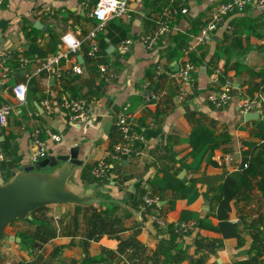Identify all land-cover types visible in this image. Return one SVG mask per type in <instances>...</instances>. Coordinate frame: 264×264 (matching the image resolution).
Listing matches in <instances>:
<instances>
[{
  "label": "crops",
  "instance_id": "obj_1",
  "mask_svg": "<svg viewBox=\"0 0 264 264\" xmlns=\"http://www.w3.org/2000/svg\"><path fill=\"white\" fill-rule=\"evenodd\" d=\"M79 1L0 0V47H20L30 59L25 69L11 81L22 79L24 73L34 76L27 86L31 92L26 89L22 103L13 99L9 83L0 80V101L12 105L6 124L0 128L3 154L0 182L29 163L28 138L33 129L39 130L47 151L56 152L61 148L66 152L69 146L81 144L77 157L88 155L85 163L73 170L71 181L82 190L95 182L91 180L88 168L109 148L114 137L112 115L124 102L129 103L126 112L136 129L142 131L139 120L143 118V122L157 133L146 135L142 131L146 136L142 153L114 163L107 177L98 184L95 182L90 194L98 201L87 205H46L44 212L48 226L26 217L7 224L5 231L17 236L18 241H0V263L9 258L13 264H26L40 251L48 264H81L84 256L100 252H103L101 259L89 264H264V208L259 190V184L264 183V150L261 151L264 135L259 133L257 125L261 112L258 108L248 110L258 111V115L244 118V112L236 108L237 94L254 95L264 89V74L261 78L258 73L264 69V60H260L259 53L264 35L245 33L239 25L228 22L230 17L224 18L209 41L188 53L194 64L195 90L179 96L171 65L177 63L180 56L168 59L166 50L180 39L185 44L207 18L210 7L220 0H126L130 16L127 19L113 17L96 33L103 50L94 57L86 56L84 51L82 55L81 48L75 53V58L76 54L81 56L80 61L76 58L80 73L72 72L71 58L59 61L62 72L59 80L45 70L34 73V66L54 52L59 40L56 38L64 32H73L82 40V45L87 44L84 36L94 23L88 14L93 0H84V5ZM177 2L185 5L186 12L171 20L173 28L163 44L152 50L145 48L142 33L153 27L166 7ZM256 16L264 18V10L246 7L237 17ZM126 37L131 39L128 50L118 55L116 46ZM235 60L240 66L237 72L233 67ZM156 62L164 67V71L151 83L155 98L147 102L142 96V84L149 78L148 73ZM226 62L229 66L223 70ZM99 64L112 69V78H101ZM221 73L223 80L231 81L232 97L225 106L215 107L206 101L205 92L221 84ZM66 82L77 96L70 95L67 90L68 94L83 98L85 108L90 112L89 118L78 124L68 120L65 112L55 104L61 86ZM26 96L30 104L26 102ZM43 96L52 101L50 112L43 111L39 105ZM196 124L208 127L214 134H224L211 155L215 163L197 162L198 155L189 153L187 135ZM51 133L60 139L54 141ZM242 140L256 144L247 147L241 144ZM179 159L188 165L180 167ZM5 169L11 174L3 179ZM232 170L241 174L237 183L238 195L230 200L228 211V219L236 226L237 234L222 237L217 229L200 225L198 221L205 217L212 224L217 222L214 215L219 196L217 186L221 176ZM164 171L172 176L165 183L156 182L154 177L160 181ZM174 178L179 181V187L187 184L191 189L174 193L171 186ZM145 191L157 196L155 206L141 208L140 197ZM106 201L118 205L108 214L109 219H113L108 226L111 229L89 235L87 220L91 209L102 207ZM153 207H157L166 224L183 220H192L194 224L185 232L174 230L171 234L162 226L149 222L148 214ZM182 213L187 216L181 220L179 215ZM229 213L233 218H229ZM131 237L136 239V244L128 242ZM20 239L23 243L24 239L28 240L29 244L20 246ZM120 241L123 246L118 250ZM161 244L167 246L168 256L158 250Z\"/></svg>",
  "mask_w": 264,
  "mask_h": 264
},
{
  "label": "built area",
  "instance_id": "obj_2",
  "mask_svg": "<svg viewBox=\"0 0 264 264\" xmlns=\"http://www.w3.org/2000/svg\"><path fill=\"white\" fill-rule=\"evenodd\" d=\"M81 5L85 4L84 0L79 1ZM246 7H252L256 10H264V0H220L210 7L208 16L198 29L191 34L190 39L180 47V59L177 60V69L171 72L176 82L177 94L185 96L195 90L193 80L194 64L188 53L198 46L209 41L213 36L217 26L227 17V15L239 12ZM186 12V7L182 2L169 5L164 9L162 15L155 20L153 27L142 33L141 41L145 48L152 50L159 44H163L165 36L173 28L171 20L177 14ZM90 17L94 19L92 27L86 32L84 39L87 41L84 53L88 57H94L98 53L99 44L96 39L97 31L101 30L105 23L113 17L128 18L130 16L129 8L126 0H95V3L88 11ZM82 40L77 38L73 32L66 31L60 37L55 45L54 52L46 59L39 61L34 66V73L45 70L59 80L62 72L59 61L65 58H71V70L74 73H80V63L75 58L78 53ZM131 39L123 38L116 46L118 55L128 50ZM30 59L23 53L20 47H0V80L3 82L14 74L18 75L21 69H25ZM98 71L103 80H109L113 76V71L105 64L98 65ZM164 71V67L156 62L153 66L152 73L149 78L143 81L144 87L143 99L147 102L155 98V92L151 88V83ZM22 79L14 80L9 84V90L13 99L17 103L24 101L26 89L32 73H24ZM232 97V84L228 78H225L216 88H210L205 92L206 101L215 107H221L228 104ZM55 104L62 109L67 119L73 124H78L86 120L90 116V112L85 108V101L81 97H72L67 91H61L56 99ZM39 105L45 112L52 109V101L43 96L39 100ZM129 103L126 101L122 106L113 113L112 124L116 130L117 138L110 143L109 148L98 157L88 168L89 174L96 180L107 177L108 171L114 163L127 158L131 155H139L142 153V147L146 142L144 133L134 126L128 113L126 112ZM236 108L243 113L248 110L258 108L261 112V118L264 121V89L254 95L237 94ZM12 109V105L8 102H0V128L6 124L7 115ZM152 126L153 122L150 121ZM38 129H33L28 138L29 163L36 162L47 154L45 142L39 135ZM54 141L60 138L57 134H50ZM3 154L0 145V160ZM226 158H229L226 156ZM231 158V157H230ZM244 165V164H243ZM141 208L155 206L157 196L145 191L141 194ZM157 208V207H156ZM153 207L148 214L149 222L153 225L164 226L166 221L162 218L158 209ZM194 222L192 220L176 221L173 223L174 228L180 231H186L192 228ZM0 264H13L11 259H5Z\"/></svg>",
  "mask_w": 264,
  "mask_h": 264
},
{
  "label": "trees",
  "instance_id": "obj_3",
  "mask_svg": "<svg viewBox=\"0 0 264 264\" xmlns=\"http://www.w3.org/2000/svg\"><path fill=\"white\" fill-rule=\"evenodd\" d=\"M95 0H93L90 4H94ZM245 9L239 11V12H235L232 14L227 15V17H230L228 19V22H230L232 25H239L241 28H243V31L245 33H250V34H260V35H264V18L261 16H256L254 18H247V17H237L239 16V14L241 15L244 12ZM234 32V31H233ZM235 33V32H234ZM59 39V38H56ZM184 40L180 39L176 45L170 49L166 50V57L168 59L173 58V59H177L178 56L180 55V47L184 44ZM81 48V52L85 50L86 45H82L80 46ZM103 49H101L100 45H99V50L101 51ZM229 51V50H228ZM83 55V52H82ZM229 59V56H227L226 60ZM237 60H235L234 63V69L237 72L239 70V64L236 63ZM227 66H229L227 64V62L223 65V70H226ZM153 70V69H152ZM152 71H150L148 73V77H150ZM260 74V77L262 78L263 74H264V69L260 70L258 72ZM77 75V74H76ZM32 76L29 80V83L31 82V80H33ZM12 78L13 76H11L9 79L3 81L4 83H12ZM224 78V74L221 73L220 75V79L223 80ZM62 80V79H61ZM63 87L59 93L61 91H69L72 96H77L74 93L71 92V87L68 86V83L66 82L65 84L63 83V85L61 86ZM28 89V88H27ZM65 89V90H63ZM28 92H31V89H28ZM58 93V94H59ZM1 102V101H0ZM26 102L28 104L29 100L26 96ZM23 109V107H21V110ZM143 118H140V125L143 126L142 131L146 134V135H156V130L152 127H148V125L143 122ZM258 128H259V133L261 135H264V121L262 120V118L259 120L258 122ZM114 128V126H113ZM113 135L114 137L111 139V143L113 141L116 140L117 138V133L115 128L113 129ZM223 135H217L214 134L212 132L211 129H209L208 127L204 126V125H200V124H196L194 125L189 134L187 135V140L190 144V151L189 153L191 155L197 154L198 155V159L197 162L200 160H205L207 162L210 163H215V161L211 158L212 152L214 147L217 145L218 140L222 139ZM242 145H246L247 147H251L254 146L256 144L255 141H250V140H242L241 142ZM264 150V147H262L261 151ZM172 159L175 161L176 158L174 157L173 153H172ZM179 166L180 167H185L186 165H188L187 163H185L183 160L179 159ZM2 167H6V166H2ZM3 174V179H6L10 174V170H3L2 172ZM169 176H172V174H170L168 171H164L162 172V175L160 177V181L159 178H157L156 176L154 177V180L158 183H165V181L167 180V178ZM241 174H239L237 171L232 170L230 172L225 173L224 175L221 176V181L218 184V191H219V196L215 202V207H214V215L217 219V222L215 224H212L209 219L207 218H201L199 219V224L200 225H205L208 226L210 228H214L217 229L222 237H229V236H234L237 234V228L234 225V223L228 219V211L230 209V200L231 199H235L238 195V186L237 183L240 179ZM105 179V178H104ZM162 179V181H161ZM175 181L171 182V186L173 187L174 193H177L178 191H184L187 189H191L190 186H188L187 184H183L180 187L179 185V181L174 178ZM92 181H95L97 184L100 183V180H96L93 177H91ZM193 190V189H192ZM259 190L261 192V197H262V206L264 208V183L259 184ZM45 207L46 206H41L38 207L36 209H34L31 212V218L29 219V221H33V220H37L39 221V224L41 225H45L48 226V221L45 215ZM118 208V205L115 202L112 201H106L104 202L102 207L99 208H94L92 207L91 209V213L90 216L88 217L87 223L89 225V231L88 234L91 235L92 233H96L100 234L103 232H106L107 229H111L108 226L110 225V223L113 222V219H109L108 214L111 212H114L116 209ZM185 212H188L187 210H184ZM183 212V211H182ZM189 215H193V217H197L196 214H193L191 212H188ZM187 215H184V213L179 215V219L181 218H185ZM198 219V218H197ZM182 220V219H181ZM107 225V227H106ZM164 229L168 230L169 233L173 234L175 233L174 230L176 231V229L174 228L173 223H167L164 226H162ZM49 230H51L49 228ZM187 231V230H186ZM181 232H185V231H181ZM28 240L24 239V244L23 240L20 239L19 241V245L20 246H26L29 244ZM129 243H133L136 244L137 241L136 239H134V237H131L130 239H128ZM123 243H119V245L117 246L118 250L122 249ZM167 246H164L163 244H161L158 247L159 251H163L166 256H168V250H166ZM111 251H106L105 253H110ZM103 252H100L97 255L94 256H84L81 260V264H89V263H93V262H98L102 255ZM26 264H48L47 261H45L43 259L42 253L40 251H38L30 260H28L26 262ZM117 264H123V263H117Z\"/></svg>",
  "mask_w": 264,
  "mask_h": 264
},
{
  "label": "water",
  "instance_id": "obj_4",
  "mask_svg": "<svg viewBox=\"0 0 264 264\" xmlns=\"http://www.w3.org/2000/svg\"><path fill=\"white\" fill-rule=\"evenodd\" d=\"M76 58L80 61V54H76ZM171 66L173 70L177 69L176 62ZM35 106L40 107L37 103ZM254 115H258V111L243 114L244 118ZM80 146V143L69 146L66 152L61 148L56 152L49 150L43 158L23 165L0 182V241H18V237L8 234L5 227L14 219L31 218V212L38 207L66 203L87 205L98 201L90 194L95 182L82 190L80 185L71 181L73 170L82 166L88 155L77 157ZM229 218H233L231 213Z\"/></svg>",
  "mask_w": 264,
  "mask_h": 264
},
{
  "label": "rangeland",
  "instance_id": "obj_5",
  "mask_svg": "<svg viewBox=\"0 0 264 264\" xmlns=\"http://www.w3.org/2000/svg\"><path fill=\"white\" fill-rule=\"evenodd\" d=\"M260 55H261V58L262 59H260V60H264V44H263V47H262V49L260 50ZM13 79V78H12Z\"/></svg>",
  "mask_w": 264,
  "mask_h": 264
}]
</instances>
